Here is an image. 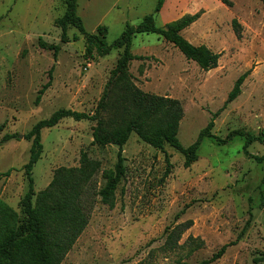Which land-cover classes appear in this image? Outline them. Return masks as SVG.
<instances>
[{"label":"rangeland","instance_id":"rangeland-1","mask_svg":"<svg viewBox=\"0 0 264 264\" xmlns=\"http://www.w3.org/2000/svg\"><path fill=\"white\" fill-rule=\"evenodd\" d=\"M157 1L77 0L76 13L87 33L96 34L98 26H105V42L111 45L127 24L137 25L147 15L162 27L200 12L181 34L219 53L216 68L204 71L162 37L137 34L131 52L141 59L118 72L121 49L104 56L95 50L87 54L75 28L67 34L70 39L77 35V41L60 42L54 21L63 14V0H0V200L23 225V166L31 145L24 135L58 109L92 114L105 95L101 116L109 128H117L129 116L134 89L177 99L183 108L177 136L188 147L223 108L214 119V137L202 140L198 158L188 168L173 148L156 150L132 133L123 147L125 175L112 207L100 201L97 190L105 182L103 174L114 169L117 147L92 144L95 122L62 119L42 130L43 150L32 170V204L40 208L56 172L79 167L86 153L99 163L82 197L89 222L59 264H197L234 241L210 264H264V164L243 153L242 137L225 144L216 140L235 131L264 133V0H226L229 6L221 0H163L154 13ZM234 18L241 26L240 38L231 27ZM39 40L59 45L56 58ZM51 68V86L35 104ZM245 72L241 93L223 107ZM6 134L14 137L2 141ZM248 151L264 155V144L253 143ZM10 169L7 177L1 175ZM188 220L192 225L181 236L180 247L165 250V229ZM189 237L201 239L203 246L189 252Z\"/></svg>","mask_w":264,"mask_h":264},{"label":"trees","instance_id":"trees-1","mask_svg":"<svg viewBox=\"0 0 264 264\" xmlns=\"http://www.w3.org/2000/svg\"><path fill=\"white\" fill-rule=\"evenodd\" d=\"M222 3L229 6L226 0ZM163 0H158L154 13L159 12ZM63 14L54 23L60 29V42L68 43L77 41L79 37H68V30L75 28L85 41V53L92 55L95 50L99 56L107 55L113 49H121L115 70L124 72L132 60L141 59L131 52L132 39L137 34H155L171 43L188 60L193 61L200 69L209 71L217 67L220 58L204 45H194L186 40L181 32L194 23L200 12L183 17L159 27L155 24L153 15L145 16L137 25H126L119 37L111 44L105 42V26H98L96 34L85 31L81 18L76 13L77 0H63ZM232 30L237 38L241 36V26L234 18L231 21ZM42 48L53 51L54 58L60 49L59 45H47L41 40ZM52 69L48 72V81L37 92L35 104H38L42 95L51 86ZM248 72L240 75L227 95L224 106L236 99L241 93V86ZM104 98L97 104L94 112L84 113L70 109H58L47 119L39 120L24 135V139L31 142L27 163L23 166L24 176L27 180V191L20 201L21 214L24 224H20L17 213L0 200V264H59L66 253L71 249L79 235L89 222V210L83 204L82 197L87 190L94 173L99 169L97 161L90 160L86 153L81 154L79 167L60 168L48 187L46 200L40 208L36 209L32 204L34 196V180L32 170L41 157L43 150L41 133L44 129L53 128L62 119L71 118L75 121H93L95 127L92 132V144L99 147L115 145L117 147L116 163L114 169L105 172V182L97 190V196L104 204L113 206L114 194L120 180L125 175V158L123 147L132 133L150 145L152 148L164 152L165 146H169L183 156V167H190L197 160V151L204 138H213L211 130L214 119L221 108L212 114L207 125L198 133L196 140L188 147H183L178 139V126L183 117L181 102L177 99L159 96L134 89L130 99L129 116L122 125L117 128H109L107 122L101 116L104 107ZM12 135H4L2 141H9ZM234 137L244 139L242 151L258 164H264V155H251L248 148L253 143L264 144V133L251 134L242 131L231 132L225 139L216 138L220 144H225ZM10 170L2 173L8 176ZM260 205L263 207L264 200V173L261 178ZM87 187V188H86ZM247 222L244 230L248 226ZM192 225L190 220L165 229L163 247L167 251H173L179 246L178 242L183 233ZM243 230V232H244ZM242 232V233H243ZM239 239V237H238ZM237 239V240H238ZM236 242H230L220 247L209 259L197 264H210L219 259L228 246ZM189 252L196 251L203 246L199 238H188ZM188 264V263H179Z\"/></svg>","mask_w":264,"mask_h":264},{"label":"water","instance_id":"water-1","mask_svg":"<svg viewBox=\"0 0 264 264\" xmlns=\"http://www.w3.org/2000/svg\"><path fill=\"white\" fill-rule=\"evenodd\" d=\"M19 137H21V136H19Z\"/></svg>","mask_w":264,"mask_h":264}]
</instances>
